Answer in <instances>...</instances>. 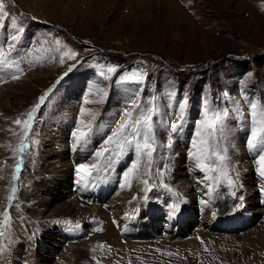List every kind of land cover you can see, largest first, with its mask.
<instances>
[{
	"label": "rangeland",
	"instance_id": "obj_1",
	"mask_svg": "<svg viewBox=\"0 0 264 264\" xmlns=\"http://www.w3.org/2000/svg\"><path fill=\"white\" fill-rule=\"evenodd\" d=\"M4 5L0 48L11 67L0 68V264H264V205L250 202L264 190L250 179L264 143L249 144L264 135V0ZM13 20L23 28L16 41ZM132 74L142 82L120 79ZM136 105L156 109L151 159L134 144L117 151L113 133L129 121L124 113L138 118ZM214 111L227 112L222 127L198 136ZM104 149L110 167L108 153L96 155ZM82 164L101 166L88 176ZM198 180L210 186L208 203L196 198ZM119 206L133 220L129 232L113 220ZM172 217L174 237L165 227ZM199 226L196 243L180 247Z\"/></svg>",
	"mask_w": 264,
	"mask_h": 264
},
{
	"label": "snow or ice",
	"instance_id": "obj_2",
	"mask_svg": "<svg viewBox=\"0 0 264 264\" xmlns=\"http://www.w3.org/2000/svg\"><path fill=\"white\" fill-rule=\"evenodd\" d=\"M5 17H10V13L5 11V5H4V0H0V21L4 20ZM12 27L16 30L17 34H13L10 39L13 41L18 40V34L21 33L23 31L22 27H18V25L16 24L15 20L12 21ZM11 48H15V45H11ZM7 57L4 55L3 49L0 48V68L2 67H11V65H7ZM63 62V61H62ZM17 71H21V69H19V66L17 65ZM107 71L109 73H115L117 71L116 67H109L107 69ZM101 75L103 76L104 74L101 73ZM18 75H13L12 79H18ZM120 79L122 81H128V82H136V83H140L142 82L140 78H138L136 76V74H132L130 76H121ZM45 97L41 96L40 97V102L36 105V108L38 109L40 107V105L44 102ZM184 102H181L177 107L180 110L184 109ZM140 106L136 105V117L138 118H133V114L132 113H124V115L129 116V121L126 122L125 124L121 125V129L119 133H113V136H118L119 139L116 141V143L118 144V148L117 151H123V148L125 145H133L135 146L136 149L139 150H143L146 157L148 159H151L153 156V153L156 151L155 148H153V142L155 140L154 137V133L152 132L151 129V122H152V118L153 115L156 112V109L154 107H148L146 110L144 111H139ZM227 116V112L221 113L218 111H214L211 112V114H209L208 112L205 113V120H203L201 122V128H202V132H198L197 135L198 136H203V134H206L208 137H211L213 135H215V133L222 127L223 125V120L224 117ZM34 117H33V113L29 112L28 113V120L24 121L23 124L25 126V130L23 133V139H26L32 129V123L31 121H33ZM15 123L17 125L21 124V121L19 119H17L15 121ZM182 126V122L181 125H177L175 123L170 125V128L173 132H176L179 130V128ZM75 135V134H74ZM129 137H132L133 139H129ZM86 138V134L81 132L79 136H76V141L77 144H79L83 139ZM259 140L260 143H264V135L261 136H257V134L254 132L252 135V140L249 141V144L251 147L256 148L258 145L256 143H253V141H257ZM112 141V137H108V142ZM142 141V142H141ZM207 141L204 140L202 138L201 143H206ZM164 147H170V144H164ZM21 152H23V148L21 147L20 149ZM111 149H104L102 151H98L96 153L97 156H104L105 153H108L109 156L108 158H106L102 163L107 164L109 167L111 166L112 160H111ZM194 157L197 159L198 164L197 166L200 168H204L206 167L205 162L203 161L202 157V153H194L193 154ZM259 163L261 165V172L260 175L264 176V154H261L259 156ZM101 165L99 164H94V165H88V164H82L79 166V170H84L87 172L88 176L92 175L91 169L92 168H99ZM17 167L19 168V163L17 165ZM208 179H212V177H208ZM145 183H147V181H145ZM11 199V197H9ZM3 233L0 232V236H2Z\"/></svg>",
	"mask_w": 264,
	"mask_h": 264
},
{
	"label": "bare ground",
	"instance_id": "obj_3",
	"mask_svg": "<svg viewBox=\"0 0 264 264\" xmlns=\"http://www.w3.org/2000/svg\"><path fill=\"white\" fill-rule=\"evenodd\" d=\"M185 1H189V0H185ZM194 37V36H193ZM28 153H26V155H27ZM1 156V155H0ZM26 158H27V156H25V160H26ZM25 162V161H24ZM28 167V166H27ZM25 168V167H24ZM250 172V171H249ZM248 172V173H249ZM260 172H261V169H259V168H254L253 170H251V180L253 181V182H255L256 183V180H262L263 182H264V176H261L260 175ZM75 174V173H74ZM249 175V174H248ZM81 176V175H80ZM79 176V174H77V175H75L74 177H76V178H79L80 177ZM75 178V179H76ZM82 178H84V177H82ZM71 179V178H70ZM248 179V178H247ZM258 184H259V182H258ZM262 184V183H261ZM264 184V183H263ZM78 186V185H77ZM19 187V186H18ZM209 185H208V183L207 182H205V181H203V182H201L200 180H198L197 181V185H196V198H198V200L200 201V203L201 202H204V203H208V199H209ZM262 187H264V186H262ZM5 188H6V186H5ZM248 188V187H247ZM251 188V187H250ZM256 190H259L258 188L256 189ZM209 191V192H208ZM261 191V190H260ZM17 192H18V190H17ZM249 193V192H248ZM261 197L259 196V194H255V195H253V197L251 198V203H253V204H261V205H264V190L263 191H261ZM19 194V193H18ZM192 198H194V197H192ZM191 198V199H192ZM193 201V200H192ZM119 203V202H118ZM118 203H117V205H118ZM107 204V203H106ZM210 204V203H209ZM99 205H101V203L100 204H98V206ZM196 205V204H195ZM248 205V204H247ZM124 206V205H123ZM198 206V205H197ZM206 206V205H205ZM210 206V205H209ZM204 207V206H203ZM191 208V207H190ZM260 208V207H259ZM262 208V207H261ZM114 209V214H113V220L115 221V223H116V225L119 227L118 228V230L119 231H122V232H127L128 230H129V226H130V224H132V222H133V220H132V218H130L129 216H127V214H126V212L127 211H125L124 210V208L122 207V206H119V207H114L113 208ZM196 209V208H195ZM201 209V208H200ZM203 209V208H202ZM208 209V208H207ZM241 209V208H240ZM97 210V209H96ZM206 210V209H205ZM204 210V211H205ZM209 210V209H208ZM207 210V211H208ZM248 211V210H247ZM257 211V210H256ZM263 211V210H262ZM262 211H260L261 213H262ZM107 212V211H106ZM195 212V211H194ZM203 212V211H202ZM264 212V211H263ZM172 214V213H171ZM204 214V213H203ZM212 214V213H211ZM245 214V213H244ZM102 215H105V217H106V213H104V214H102ZM208 215V214H207ZM213 215V214H212ZM110 217H111V215H109ZM202 216V215H201ZM209 216V215H208ZM107 217H108V215H107ZM107 217H106V219H107ZM206 217V216H205ZM212 217V216H211ZM168 218V217H167ZM214 218V217H213ZM110 219V218H109ZM204 219V218H203ZM173 220H174V218L172 217L171 219H170V222L169 223H167L166 225L167 226H165V227H167V229H168V231L167 232H171L170 233V237H174L175 236V232L177 231V229L176 228H173V226H172V223H173ZM207 220V219H206ZM209 220H210V218H209ZM212 220V219H211ZM110 221H112V220H110ZM208 221V220H207ZM109 223H111V222H109ZM202 223V222H201ZM200 223V224H201ZM197 226V225H196ZM203 226V225H202ZM202 226H199V227H197V228H195L194 230H193V236L192 237H190L189 239H187L186 241H184L183 242V245L181 246V245H179L180 247H186V248H190L194 243H196V241H197V239H198V236L199 235H201V230H202ZM107 229V228H106ZM133 229V228H132ZM209 229V228H208ZM207 229V230H208ZM107 230H109V229H107ZM204 230H206V229H204ZM106 232V231H105ZM108 232V231H107ZM110 232V231H109ZM129 232V231H128ZM117 234V233H116ZM167 234V233H166ZM112 235V234H111ZM163 235V234H162ZM168 235V234H167ZM114 236V235H113ZM177 236V235H176ZM107 237H110V234H109V236H107ZM114 238V237H113ZM119 237H118V235H116V240H114L115 242L117 241V239H118ZM178 238V237H177ZM123 242V241H122ZM126 242V241H125ZM127 243V242H126ZM134 244V243H133ZM128 245H130V244H128ZM153 245V244H152ZM140 246V245H139ZM158 245H156V247H157ZM127 247V246H126ZM143 248V250L144 251H149V250H155L154 248L153 249H148V248H146V247H142ZM173 248V247H172ZM113 249H115V248H113ZM156 250H161L160 249V246H158V248L156 249ZM119 251V250H118ZM134 251H136L135 249H134ZM166 251V250H165ZM123 252V251H122ZM131 252H132V250H131ZM33 254V253H32ZM40 255V254H39ZM136 256V255H135ZM32 257V256H31ZM49 257V256H48ZM137 257V256H136ZM29 258H30V256H29ZM33 259H34V255H33V257H32ZM44 259V258H43ZM28 260V259H27ZM59 260V259H58ZM65 260V259H64ZM51 261V260H50ZM17 262V261H16ZM23 262V261H22ZM30 262V261H29ZM35 263H36V261H35ZM40 263V262H39ZM42 263V262H41ZM45 263V262H44ZM47 263V262H46ZM58 264V263H57Z\"/></svg>",
	"mask_w": 264,
	"mask_h": 264
}]
</instances>
